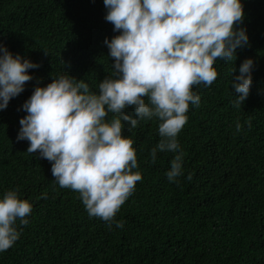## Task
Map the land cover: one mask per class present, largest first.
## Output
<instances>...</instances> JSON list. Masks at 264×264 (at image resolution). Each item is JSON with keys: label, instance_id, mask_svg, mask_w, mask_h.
<instances>
[{"label": "trees", "instance_id": "obj_1", "mask_svg": "<svg viewBox=\"0 0 264 264\" xmlns=\"http://www.w3.org/2000/svg\"><path fill=\"white\" fill-rule=\"evenodd\" d=\"M241 2L238 27L246 28L249 44L237 49L236 61L217 59L212 86L193 88L200 103L190 105L178 134L184 153L178 184L166 176L178 153L158 151L151 163L160 121L140 120L131 131L122 122L142 180L109 226L90 217L79 193L61 188L51 164L27 153L28 141L17 136L27 115L22 105L36 86L65 73L98 93L106 76L115 78L104 40L119 33L105 20L103 0H0V42L41 65L28 71L33 80L0 111V199L19 189V198L32 205L29 223L17 220L20 237L0 252V264H264V0ZM247 58L254 60L253 80L237 109L231 81ZM126 114L136 118L133 108Z\"/></svg>", "mask_w": 264, "mask_h": 264}, {"label": "clouds", "instance_id": "obj_2", "mask_svg": "<svg viewBox=\"0 0 264 264\" xmlns=\"http://www.w3.org/2000/svg\"><path fill=\"white\" fill-rule=\"evenodd\" d=\"M94 2V0H93ZM105 20L119 33L104 44L109 50L115 78L105 77L98 93L84 80L68 74L53 78L45 87L36 86L22 105L27 113L17 140L29 143L27 153H39L51 164L54 181L79 193L90 217L111 226L121 206L142 180L134 141L124 136L125 124L135 129L140 120L160 121V140L150 152L178 153L166 172L178 184L184 153L178 134L187 123L190 105L200 96L193 88L210 87L218 78L217 59H237V49L249 44L241 0H103ZM47 56L48 54L44 52ZM41 65L15 56L0 42V111L33 80L30 69ZM254 60L245 59L239 75L231 81L240 109L250 95ZM237 69L232 68V74ZM39 83V81H37ZM147 98V103H146ZM134 109L136 118L126 114ZM109 113L113 116L108 119ZM251 127L250 119L246 121ZM236 131L242 129L239 120ZM192 179L191 174L187 177ZM19 189L0 199V252L20 237L17 220L26 226L32 205L20 199ZM42 198H46L42 197ZM124 221L116 227L123 228Z\"/></svg>", "mask_w": 264, "mask_h": 264}]
</instances>
